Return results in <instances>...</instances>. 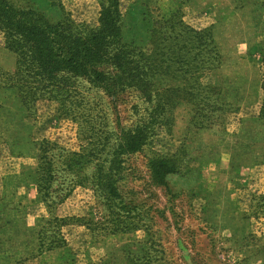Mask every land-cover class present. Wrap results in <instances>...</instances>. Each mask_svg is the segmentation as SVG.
Listing matches in <instances>:
<instances>
[{
  "label": "rangeland",
  "instance_id": "1",
  "mask_svg": "<svg viewBox=\"0 0 264 264\" xmlns=\"http://www.w3.org/2000/svg\"><path fill=\"white\" fill-rule=\"evenodd\" d=\"M11 1L32 6L50 21L66 14L95 28L104 0ZM120 3L123 41L146 49L150 29L177 8L190 27H211L221 63L203 82L221 88L238 109L218 125L193 131L186 130L189 107L156 115L154 99L146 101L133 88L116 92L111 82L74 79L73 98L64 105L39 100L29 112L16 89L0 88V198L7 195L0 225L22 235L3 238L0 256L28 251L35 244L32 232L57 216L79 220L63 229L66 245L23 264H264V127L257 118L264 0ZM0 68H14L13 55L1 47ZM174 85L172 76L160 77L159 88ZM162 118L168 119L165 125ZM136 130L145 131L146 141L138 152L117 158L112 182L118 196L109 208L96 188L97 169L106 172L124 134ZM44 142L54 167L53 198L69 194L51 209L34 185ZM71 153L82 156L79 173L65 167ZM172 155L179 170L167 176L164 189L152 182L149 163Z\"/></svg>",
  "mask_w": 264,
  "mask_h": 264
},
{
  "label": "trees",
  "instance_id": "2",
  "mask_svg": "<svg viewBox=\"0 0 264 264\" xmlns=\"http://www.w3.org/2000/svg\"><path fill=\"white\" fill-rule=\"evenodd\" d=\"M184 5L193 0H177ZM122 6L120 0H104L100 6L98 25L89 28L74 22L68 15L50 21L32 6H19L11 0H0V47L14 57L11 72L0 68V88L16 89L20 101L29 112L39 100H51L64 105L73 98L74 79H87L94 85L111 82L116 92L133 88L150 102L154 99V112L171 116V109L185 105L190 117L186 130L201 131L221 123L226 113L238 109L225 100L216 85L204 83V78L218 69L221 54L210 28L194 29L182 20L180 8L150 29L151 48L125 43L121 33ZM172 76V88H159L160 77ZM260 89L262 99L258 120L264 127V60L261 67ZM164 125L168 119L162 118ZM144 130L127 132L123 136L106 172L99 167L95 176L100 189L111 206L112 197L118 196L112 182V172L118 171L117 158L138 152L146 141ZM37 156L34 185L37 194L48 209L60 205L69 194L53 198L54 167L47 157L50 151L44 142ZM176 155L162 156L149 163L152 182L168 188L167 176L179 170ZM82 156H65V167L70 173L82 171ZM6 194L0 206L7 207ZM255 200V199H253ZM21 204H19V207ZM2 211L4 209H1ZM51 212V211H50ZM48 210V213H50ZM0 214V222L2 221ZM76 218L52 216L45 225L33 231L35 244L28 251L0 256V264H23L44 252L66 245L63 229L78 223ZM1 224V223H0ZM8 222H6V225ZM24 230L23 236L26 235ZM8 236H22L18 230L0 225V241ZM13 238V237H10ZM3 252L0 250V253Z\"/></svg>",
  "mask_w": 264,
  "mask_h": 264
}]
</instances>
